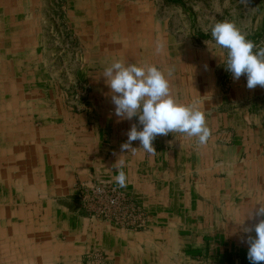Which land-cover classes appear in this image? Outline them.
Listing matches in <instances>:
<instances>
[{
  "label": "crops",
  "instance_id": "obj_1",
  "mask_svg": "<svg viewBox=\"0 0 264 264\" xmlns=\"http://www.w3.org/2000/svg\"><path fill=\"white\" fill-rule=\"evenodd\" d=\"M66 1L70 35L57 43L54 0H0V264H90L98 251L104 264H250L241 241L264 201V88L248 89L243 75L228 82L224 50L194 32L197 16L185 32L146 0ZM262 25L244 32L256 45ZM114 60L173 68V97L199 102L207 145L169 133L153 141L155 155L139 140L122 153L131 126L142 129L114 115L102 77ZM81 184L119 188L146 228L88 218Z\"/></svg>",
  "mask_w": 264,
  "mask_h": 264
},
{
  "label": "clouds",
  "instance_id": "obj_2",
  "mask_svg": "<svg viewBox=\"0 0 264 264\" xmlns=\"http://www.w3.org/2000/svg\"><path fill=\"white\" fill-rule=\"evenodd\" d=\"M211 37L216 46L226 50L223 64L233 80H239L243 75L246 76L248 89L258 85L264 88V47L247 39V34L228 20L212 25ZM160 51L161 46L158 44L156 52ZM173 71V68H168L165 73L153 64L137 65L120 60H114L104 68L102 77L110 89L118 122L137 117L138 124L142 126V130H137L136 124L131 126L127 141L121 145L122 153L127 151L135 154L138 148L132 147V142L139 140V149L148 155H155L157 152L153 141L157 136H167L169 133L195 138L198 146H206L209 142L212 130L199 102L184 104L173 97L169 79ZM120 157L113 168L118 173L115 182L123 188L127 177L121 170L125 162ZM256 205L259 207H254L247 216L258 218V222L244 227L243 231L248 235L241 241L248 245L247 258L250 264L264 262V201ZM252 232L255 236L250 235Z\"/></svg>",
  "mask_w": 264,
  "mask_h": 264
},
{
  "label": "rangeland",
  "instance_id": "obj_3",
  "mask_svg": "<svg viewBox=\"0 0 264 264\" xmlns=\"http://www.w3.org/2000/svg\"><path fill=\"white\" fill-rule=\"evenodd\" d=\"M118 0H107L109 3ZM130 1L137 0H121V3H128ZM144 1V0H139ZM149 4H152L154 13L162 19H170L169 29L173 30L176 28V23H180V19L183 20L185 32L191 30L189 26L192 22V17H198L199 22L197 28L194 32L197 33L199 30L201 33L210 34L211 36V26L216 22L228 20L234 22L237 27H239L243 32H249L251 28L256 27V25L264 24V0H146ZM54 6H56L57 18L62 19V23H59L57 27H51L50 32L53 36L57 35L55 29H58V35L55 42L58 43L59 39L64 35H70V29L65 23L67 18V13L69 10V5L66 0H54ZM121 10L120 12H123ZM196 20V18H195ZM177 21V22H176ZM199 25V27H198ZM193 27V26H192ZM261 28H264L262 25ZM264 33V29L262 30ZM260 47H264V38L260 41ZM226 55V50H224ZM228 82L233 79L231 74L227 71ZM142 129V126L138 124ZM80 202V201H79ZM81 205V203H80ZM86 216L90 219L97 221L108 222L117 227L113 222L95 219L89 216V214L83 209ZM120 228V227H119ZM101 253V252H95ZM91 254V253H90Z\"/></svg>",
  "mask_w": 264,
  "mask_h": 264
},
{
  "label": "built area",
  "instance_id": "obj_4",
  "mask_svg": "<svg viewBox=\"0 0 264 264\" xmlns=\"http://www.w3.org/2000/svg\"><path fill=\"white\" fill-rule=\"evenodd\" d=\"M78 200L90 217L113 222L125 230L141 231L148 224L146 213L136 202L117 187L102 184H81ZM90 264H104L101 253L88 255Z\"/></svg>",
  "mask_w": 264,
  "mask_h": 264
}]
</instances>
